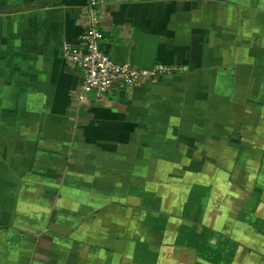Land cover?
<instances>
[{"label":"crops","instance_id":"crops-1","mask_svg":"<svg viewBox=\"0 0 264 264\" xmlns=\"http://www.w3.org/2000/svg\"><path fill=\"white\" fill-rule=\"evenodd\" d=\"M84 6L0 0V264H264V0H109L103 52L187 69L102 99Z\"/></svg>","mask_w":264,"mask_h":264},{"label":"built area","instance_id":"built-area-1","mask_svg":"<svg viewBox=\"0 0 264 264\" xmlns=\"http://www.w3.org/2000/svg\"><path fill=\"white\" fill-rule=\"evenodd\" d=\"M108 1L85 0L83 27L78 35V42L62 44L63 60L77 68L81 74L80 99H84L89 93L94 94L96 99H102L117 88L132 87L145 79H156L187 69L185 65L165 63H156L145 69L113 61L99 47L103 39L100 20Z\"/></svg>","mask_w":264,"mask_h":264},{"label":"rangeland","instance_id":"rangeland-1","mask_svg":"<svg viewBox=\"0 0 264 264\" xmlns=\"http://www.w3.org/2000/svg\"><path fill=\"white\" fill-rule=\"evenodd\" d=\"M256 16L255 15H251L250 16V18L249 19H251V20H254V21H251L250 20V23H251V25L253 24L255 27H251L252 29H248L247 28V30H243V32H241V28H239V30H236V28H235V37H237V38H239L241 41H242V39L240 38V37H244V36H247L248 38L247 39H245L244 41H246V42H249L250 40H253L254 41V39H256L255 37L259 34V33H261V31H258V24H259V22H260V20L262 19V17H261V19H259V17L257 16V19L255 20L254 18H255ZM257 27V28H256ZM262 36L264 35V33H262L261 34ZM6 35H5V33H1L0 34V58L2 57V53H4V55L6 56V54H7V52L5 51V50H7V49H9V50H11V51H13V52H16L18 49H16V48H9V44H8V46H7V44H6V46H4L5 44H3V41L5 40L6 41V37H5ZM251 38H253V39H251ZM264 38V37H263ZM4 41V42H5ZM243 42V41H242ZM260 42H262V40H260ZM6 43H7V41H6ZM261 44V43H260ZM6 52V53H5ZM16 63V60H14L13 59V65ZM22 79H26V78H24L23 76H22ZM27 84L28 85H31L32 84V81L31 80H28L27 81ZM28 165V164H27ZM27 167V166H26ZM8 178V177H7ZM7 178L5 177V176H0V183L1 182H3V179L5 180V181H7ZM12 176H11V180H12ZM9 180V179H8ZM15 182V180L13 179V183ZM11 181H10V184L12 185V191H14V188H15V186H14V184H13ZM11 187V186H10Z\"/></svg>","mask_w":264,"mask_h":264},{"label":"water","instance_id":"water-1","mask_svg":"<svg viewBox=\"0 0 264 264\" xmlns=\"http://www.w3.org/2000/svg\"><path fill=\"white\" fill-rule=\"evenodd\" d=\"M104 53H108V51L107 50H105L104 51ZM110 54V56H112V54L111 53H109ZM112 59H113V57H111ZM115 62H117V63H123L124 61L123 60H119V59H113Z\"/></svg>","mask_w":264,"mask_h":264}]
</instances>
